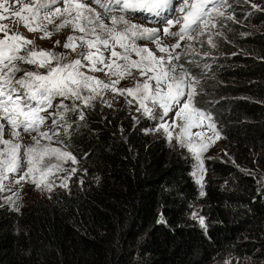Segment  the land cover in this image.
Returning <instances> with one entry per match:
<instances>
[{"label": "trees", "instance_id": "16d2710c", "mask_svg": "<svg viewBox=\"0 0 264 264\" xmlns=\"http://www.w3.org/2000/svg\"><path fill=\"white\" fill-rule=\"evenodd\" d=\"M220 44L198 65L182 64L200 83L193 103L235 153L254 154L264 170V25ZM68 109L59 144L77 171L67 189L22 215L0 200V264H212L233 255L264 263L256 167L209 161L201 188L184 150L150 138L159 121L98 106Z\"/></svg>", "mask_w": 264, "mask_h": 264}, {"label": "snow or ice", "instance_id": "6c2138e0", "mask_svg": "<svg viewBox=\"0 0 264 264\" xmlns=\"http://www.w3.org/2000/svg\"><path fill=\"white\" fill-rule=\"evenodd\" d=\"M244 2L247 3L248 0H244ZM173 3L174 0H92V4H97L104 9L106 18L111 21V26H109L105 24L104 19L101 18L100 13L95 8L82 2V0H0V20L9 19V17L18 18L12 22L22 24L31 32L38 30V27L41 26L46 28V25L33 27L38 18L51 24L53 18L61 16L64 19L57 26V31L65 25L72 24L74 29L85 33V36L78 38L69 36L68 42L64 44L65 48L76 51L75 41L79 39L83 42L85 49H95V52L81 51L78 54L79 58L75 60H67L64 54H54L46 50L39 52L31 50L27 51L25 55H20L21 48L31 44L32 41L27 40L18 31L9 35V24H0V32L4 33L3 38H0V121L7 122L10 126L9 134L12 137V139H4L5 124L0 123V145L3 146L0 147V187L7 181V188L9 192H12L16 190L14 185L30 181L37 187L43 185L51 190L53 184L49 182L48 177L52 174V170L56 169L60 172L66 170L58 164L40 167L44 157L56 156L60 160H72L73 163L76 162V158L61 148L40 145L41 139L51 141L53 137H58V132L61 130L58 127L59 121L53 119V126L41 131V125L44 121L57 115L62 118L59 113H48L47 115H41V113L47 112L48 108L52 107V100L57 96L72 99L73 104L70 110L74 111L78 107L75 103L76 100L88 105L95 98V95L99 94L100 89L109 87H112L114 91H119L122 95L125 92L129 95L138 93L140 109H143L144 115L159 121L157 130L163 129L169 140L172 138L170 129L182 128L180 133V137H182L181 146H187L195 154L196 174L199 177L201 187H203L205 171L203 153L214 142V138H220V134L213 122L212 115L196 108L193 103L196 95L194 85L198 84L199 80L184 69L183 65H180L181 70L177 73V65L172 63L173 60L179 61L180 59V53L173 54L174 50L180 47V44L178 42L173 44L171 46L173 51H169V47L161 43V34L168 37H179V40L185 38L188 41L196 40L203 44L204 42L200 41V37L206 32L210 33L211 28H215L218 22L217 18L234 20L235 17H225L224 12L221 11V9L232 7L228 0H192L191 3L189 0H180L177 6L179 11L185 14L182 19H175V24H180L181 27L178 31H170L174 25L175 9ZM61 4L63 8L59 6ZM54 5L55 7H53ZM251 7L256 10H264L260 9L257 4H252ZM138 11L151 14V17L146 18L154 17L157 19L160 28H146L140 24L131 23L129 19L125 18L126 13ZM113 12L120 14L107 15ZM73 13H75L74 16ZM166 13H171V15H166ZM82 20L84 24H81ZM118 25L122 26L120 30L117 29ZM50 35L51 33L45 30V36ZM90 36H94L95 39L88 38ZM126 38L152 41L160 52L168 53L167 58L164 56L157 57L146 47L138 48L133 45L131 50L141 56V61H130ZM56 43L59 44V41ZM207 43L215 46L211 35L208 36ZM116 45L124 49L123 54L115 50ZM101 47L104 51L110 52V57H108L110 63H105ZM183 54H191L194 58L200 55L191 44L186 46ZM203 55L208 56L209 52L206 51ZM112 58L129 61L133 67L140 70L141 76H147L149 72H152L153 75L149 76L143 84L137 82L135 89L117 90L114 85L119 83V80L106 84L79 70L81 67H90L92 71L101 72L108 69L111 75H119L122 79L123 73L112 70L113 65L116 64ZM53 60L56 61L55 66H52L51 61ZM82 60L89 61L90 64H82ZM17 61L36 64L40 68L47 67L48 72L47 74H40L35 71H26L24 76L17 79L15 74L20 71ZM97 64L102 65V67L97 68ZM116 66L117 68L124 67L127 70L126 65ZM150 81H154V87ZM85 92L88 94L85 95ZM146 101H150L154 106L162 109L160 114L154 115L152 109L145 103ZM129 103L131 104V101ZM58 107L65 111L69 110L63 102ZM174 109V115L169 117V113L173 112ZM165 117H168V120H165ZM79 118L83 119L82 112L79 114ZM177 120H181L183 123L177 125ZM205 122H207V129L213 135L195 133V137L199 138L197 145V141L187 135V129L192 127L203 129ZM21 129L29 134L37 133V136L32 137L35 146H24L23 160L26 161V164L21 163L20 149L22 145L19 142ZM57 142L62 143L59 139ZM75 172V168L71 169L69 175L62 178L61 186L67 187V181ZM192 218L196 219L195 215ZM199 223L204 226L203 217L199 218Z\"/></svg>", "mask_w": 264, "mask_h": 264}, {"label": "rangeland", "instance_id": "374dc122", "mask_svg": "<svg viewBox=\"0 0 264 264\" xmlns=\"http://www.w3.org/2000/svg\"><path fill=\"white\" fill-rule=\"evenodd\" d=\"M82 2L88 3L91 7L95 8L98 13H100L101 18L104 19L105 24H108L111 26L110 19L106 18V14L104 12V9L101 8L97 4H92V0H82ZM192 0H189V3H191ZM229 4L232 5V7L221 9V11L224 12V16H234V20L224 19V18H217L218 22L216 23L215 28H211L210 33L206 32L203 36L200 37V41H203L204 43L201 44L199 41L193 40L188 41L187 38L184 40H179V37H168L163 36L161 34V43L164 46L169 47V51H173L171 46L173 44H176L177 42L180 44L179 48H176L173 52L175 55L176 53H180V59L179 61L173 60L172 63L177 65V73L180 72V65L183 64V62H187L190 64L198 65L200 58L203 56L204 52H209L211 54L212 52L216 51L217 48L220 49V43L227 39V34H233V33H244V32H258L261 31L264 22L263 21H255L253 20V16L261 14L264 15V10H256L251 7L252 4L259 5L260 9H264V0H248L247 3L244 2V0H228ZM180 3V0H174L173 8L175 9V15H174V25L170 28V31H178L181 27L180 24H175V19H182L183 15L185 13H181L178 8V4ZM61 8H63V5H59ZM18 7V6H17ZM55 7V5L53 6ZM211 7V5H209ZM112 14L119 15V12H113L108 13L107 15L110 16ZM7 15V14H5ZM75 13H73V16ZM166 15H171V13H166ZM151 17V14L146 12H128L125 14V18L129 19L131 23L134 24H140L143 27L146 28H160V24L157 21V19L153 18H146ZM18 18L9 17V19L0 20V24H9L10 32L9 35L12 34V32L18 31L22 36H24L27 40L32 41L31 44L24 45L20 50V55H25L27 51L35 50L37 52L41 50L50 51L54 54H64L67 57V60H75L79 58V53L81 51H92L95 52V49H85L83 42L79 39L75 41L76 43V51H72L71 48H65L64 44L68 42L69 36L74 37H81L85 36V33L80 32L78 29H74L72 24L65 25L61 27L57 31V26L61 24L64 17L57 16L53 18V23L49 24L47 21H42L41 19H37L33 27L46 25V28L43 26L38 27V30L36 31H29L26 27H24L22 24H14L12 21L17 20ZM81 24H84V21H81ZM122 26L118 25L117 29L120 30ZM45 30L49 33H51L50 36H45ZM99 31V30H97ZM211 35L212 40L214 42V47L209 45L207 43L208 36ZM4 33L0 32V38H3ZM88 38L95 39L94 36H90ZM59 41V44L56 42ZM129 46L128 55L130 57V61L140 62L141 56H138L135 51L131 50V47L134 45L138 48H148L150 51H152L157 57L164 56L167 58L168 53H162L157 48L156 44L149 40L144 39H133V38H126L125 41ZM188 44H191L200 55L193 57V55H184L185 48ZM115 50L117 52H120L121 54L124 53V49L121 48L119 45L115 46ZM101 51H103L104 57H105V63H110L111 61L108 59L110 57L109 51H104V49L101 47ZM147 55L146 53L144 54ZM116 61V64L113 65V71H117L119 73H123V78L121 79L119 75H111L110 72H108V69H105V71H92L90 67H81L79 70L83 73H85L88 76L96 77L98 80L103 81L106 84H111V81L119 80V83L114 85V88L119 89H126V88H133L135 89L137 82L143 84L146 80H148V77L153 75L152 72H149L147 76H141L140 70L136 67H133L129 61H125L120 58H112ZM17 66L20 68V71L17 72L16 78L19 79L20 77L24 76V73L26 71H35L39 72L40 74H47L48 68H40L36 64H28L23 61H17ZM52 66H55L56 61H51ZM82 64L88 65L90 64L89 61L82 60ZM116 65H126L127 70H125L124 67L117 68ZM167 66V64H166ZM97 68L102 67V65L97 64ZM107 73V74H106ZM130 73V74H129ZM194 77V76H193ZM196 78V77H195ZM197 79V78H196ZM150 83L154 85V81H150ZM196 87V90L200 87V83L194 85ZM85 95L88 93L85 92ZM139 94L134 93L133 95H129L126 92L122 95L119 91H114L112 87L109 88H102L100 89L99 94L95 95V98L92 99L88 105H84L80 100H76L75 103L78 106H85V107H93L98 106L101 109H112V110H121L125 111L126 114L131 116L135 121L140 120L141 118L148 117L144 115L143 109H140L139 104ZM131 101V104L129 103ZM63 102L64 105H67L68 108H71L73 104L72 99H65L64 97L58 96V98L55 100V102H52V107L48 108L47 112L41 113V115H47L48 113H59L62 114L65 112V110L59 108L58 106ZM149 108L152 109V112L154 115H159L162 109L159 107L154 106L150 101L145 102ZM137 109H140L137 111ZM174 111L169 113V117L174 115ZM57 119L59 121L58 127L61 128V130L58 132V137H53L51 141H48L47 139H41L40 145L41 146H48L52 148H61L62 150L68 151L66 148H64L61 144L57 142V140L63 136L66 133V126L61 125L62 118H60V115L53 116L52 118L45 120L43 125H41V131H44L46 128H50L53 126L52 120ZM165 120H168V117H165ZM158 121V120H157ZM0 123L5 124L4 129V139H12V137L9 134V125L6 121H0ZM169 123L171 121L169 120ZM183 122L181 120H177L176 124L180 125ZM207 122H205V127L203 129L201 128H188L187 129V135H190L193 140L197 141V145L199 144V138L195 137V133L201 132L208 136H212L213 133L207 129ZM159 122L157 123V128L152 129L149 131V136L151 139H158V138H164L168 141L171 148L173 150H184L183 152L191 157L192 162L194 164V177L195 180L199 182V177L196 174L197 169V161L195 160V154L190 151V149L187 146H181L180 140L182 137H180V133L182 132L181 127H175L174 129H170L172 131V138L169 140L167 133L163 131V129H159ZM51 135V133H49ZM33 136H37V133H26L23 131V129L20 130V140L22 147L20 149V155L22 157L21 163L26 164V161L23 160L24 157V146L32 145L35 146V141L32 139ZM0 147H3L0 145ZM69 152V151H68ZM211 157V159H209ZM212 160H229L232 163L236 164L238 167L244 170H255V167L258 170L259 176L261 180L264 183V170L260 168L256 161V156L254 154H249L247 157H241V155L235 153L230 147L223 137L220 136V138L215 139L214 142L211 143V145L208 147L207 151L203 153V167L205 169L204 171V178H203V187L205 185L206 179L209 176L208 170H207V164L209 161ZM58 164L66 171L60 172L56 171V169L52 170V174L49 175L48 180L53 184V187L51 190H48L43 185L40 187H37L35 184L31 183L30 181L21 182L19 185H14L13 187L16 189L15 191L9 192L7 188V181L4 182V185L0 187V200L1 202L8 206L9 208L15 210L20 215L24 214L28 210L32 209L35 205H37L40 202H49L51 195L58 190L67 189L70 185V182L74 176L71 175V178L67 181V187L61 186V180L62 178L69 175L71 169L75 168L77 171V168L75 167V163L72 162V160H60L56 156H45L43 159V163L40 165V167H50L51 165ZM26 170V167H25ZM76 173V172H75ZM10 175V174H9ZM201 187V185H200ZM201 187V188H203ZM192 216L195 215L196 219H194L197 223H199L200 213L197 209H193ZM212 264H264L263 262H260L258 260L252 259V258H239L237 256H225L223 258L218 259Z\"/></svg>", "mask_w": 264, "mask_h": 264}]
</instances>
